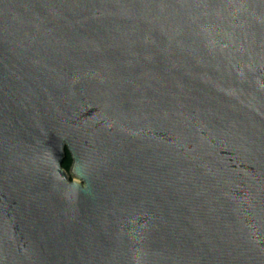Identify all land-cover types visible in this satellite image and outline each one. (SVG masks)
<instances>
[{"label":"water","instance_id":"obj_1","mask_svg":"<svg viewBox=\"0 0 264 264\" xmlns=\"http://www.w3.org/2000/svg\"><path fill=\"white\" fill-rule=\"evenodd\" d=\"M0 264H264V0H0Z\"/></svg>","mask_w":264,"mask_h":264},{"label":"trees","instance_id":"obj_2","mask_svg":"<svg viewBox=\"0 0 264 264\" xmlns=\"http://www.w3.org/2000/svg\"><path fill=\"white\" fill-rule=\"evenodd\" d=\"M70 166H71V159H70V157L68 156V157H67V160H66L65 163L63 164V168H65L66 170H69Z\"/></svg>","mask_w":264,"mask_h":264}]
</instances>
